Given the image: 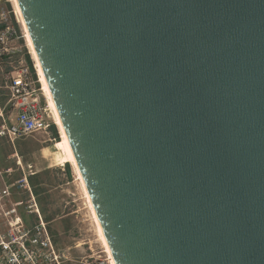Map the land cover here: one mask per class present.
Here are the masks:
<instances>
[{"label":"water","instance_id":"obj_1","mask_svg":"<svg viewBox=\"0 0 264 264\" xmlns=\"http://www.w3.org/2000/svg\"><path fill=\"white\" fill-rule=\"evenodd\" d=\"M17 4L114 264H264V0Z\"/></svg>","mask_w":264,"mask_h":264},{"label":"built area","instance_id":"obj_2","mask_svg":"<svg viewBox=\"0 0 264 264\" xmlns=\"http://www.w3.org/2000/svg\"><path fill=\"white\" fill-rule=\"evenodd\" d=\"M24 39L11 3L0 0V141L11 145L52 125ZM11 171H0V264H109L90 239L58 248L28 184L31 174L13 184ZM14 194L18 201H12Z\"/></svg>","mask_w":264,"mask_h":264},{"label":"rangeland","instance_id":"obj_3","mask_svg":"<svg viewBox=\"0 0 264 264\" xmlns=\"http://www.w3.org/2000/svg\"><path fill=\"white\" fill-rule=\"evenodd\" d=\"M58 140V131L52 122L45 132L17 140L13 145L0 141V171L6 176L2 171L10 167L13 184L22 174H31L28 184L45 221L49 223V230L58 248H71L79 239H90L99 248L72 170L68 168V174L65 166H56L51 159L50 153L57 152ZM45 152L49 153L46 157ZM15 191L16 188L13 187L12 192ZM12 201H18L15 194ZM77 232H81V238H78ZM84 233L89 235H83Z\"/></svg>","mask_w":264,"mask_h":264},{"label":"bare ground","instance_id":"obj_4","mask_svg":"<svg viewBox=\"0 0 264 264\" xmlns=\"http://www.w3.org/2000/svg\"><path fill=\"white\" fill-rule=\"evenodd\" d=\"M9 2L11 3L14 14H15V16H16L19 24H20L22 33H23L24 38H25L24 39L25 40V46L27 47V50L29 52V55H30L31 60L33 62V65H34L35 70L37 72L38 78L40 80L41 89H42V92H43V95H44L45 101H46L48 116L51 118L53 124L55 125V127L58 131L59 140L56 143L57 152L50 153L51 159L56 166L64 167L66 164H69V166L72 170V173L74 175V180H75V183H76V186L78 189L80 199L82 200V205L85 208V214L87 215L86 217H88L89 223L91 224L90 226H92V232H93L92 234L94 236V240L96 243H98L99 249L102 251V253L105 254V256L108 258L109 264H114L112 256H111V254L108 250L107 244L105 242L104 235L102 233L100 224L98 222V219L96 217L95 211H94L93 206L91 204L90 198H89L88 193L86 191V188L84 186L82 177L80 175V172H79L78 167L76 165V162L74 160L72 151L69 147L67 137L65 135V132H64L63 127L61 125V122L59 120L57 110H56L54 102L52 100V97H51L50 91L48 89L47 83L45 81L44 75L42 73L41 67L39 65V61H38L37 56L35 54V51H34L32 42L30 40L27 28H26L25 23L23 21L22 14H21L20 9H19L18 4H17V0H9ZM48 155H49V153L45 152V157ZM90 244H93V243L90 242Z\"/></svg>","mask_w":264,"mask_h":264},{"label":"flooded vegetation","instance_id":"obj_5","mask_svg":"<svg viewBox=\"0 0 264 264\" xmlns=\"http://www.w3.org/2000/svg\"><path fill=\"white\" fill-rule=\"evenodd\" d=\"M9 168H6L4 171L6 172ZM8 180L9 179L7 178V181ZM2 220H4V217H3L2 213H0V225H2ZM3 231H4V229L0 228V232H3Z\"/></svg>","mask_w":264,"mask_h":264},{"label":"trees","instance_id":"obj_6","mask_svg":"<svg viewBox=\"0 0 264 264\" xmlns=\"http://www.w3.org/2000/svg\"><path fill=\"white\" fill-rule=\"evenodd\" d=\"M65 168H66V171H67V173L69 174V171H68V165H65Z\"/></svg>","mask_w":264,"mask_h":264}]
</instances>
